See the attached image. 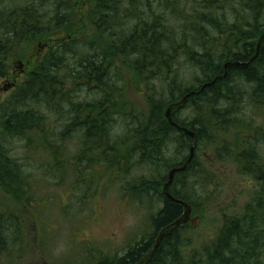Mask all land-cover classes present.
I'll return each instance as SVG.
<instances>
[{"label":"trees","instance_id":"16d2710c","mask_svg":"<svg viewBox=\"0 0 264 264\" xmlns=\"http://www.w3.org/2000/svg\"><path fill=\"white\" fill-rule=\"evenodd\" d=\"M89 1L91 4L85 19L92 23L93 33L86 39L83 37L85 35H81L85 29L83 24L85 20H81L77 16L79 11H75L79 0H0L3 8L0 10V78L9 76L11 57L20 58L23 56L21 53H26L27 57L23 61L29 62L33 53L37 55L41 49H46L33 69L26 71V79L17 86L8 100L0 104V132L10 138L20 135L27 147L32 144L31 147L37 146V149L41 150L42 165H36L38 168L35 170L39 169L45 176L52 173L61 178V182L57 180L52 186H61L62 189L67 187L72 192V189L79 185L83 195L85 189L80 185L87 187V182L95 185L101 176L93 175L95 165L107 168L117 166L118 171L122 169L121 158L118 159V155L114 158L106 157L108 152L111 153L117 148L114 146L116 137L111 136L114 118L122 116L124 108L128 105L123 96L120 95L119 98L116 96L118 90L113 84L112 77L117 73L111 72L114 57H118L122 66L131 68L134 72L135 89L142 85L146 90L142 96L145 108L142 111L138 110L134 118L126 119V122L130 120L128 125L133 126L129 132L137 147L136 152L142 159L141 163L147 165L151 174H154L156 170L161 172L162 168H166L167 172L170 167L183 164L193 141L190 136L178 132L168 123L163 114L164 106L189 91L198 90L203 83L221 75L226 62L250 60L258 38L264 34V0L241 1L239 3L241 10L230 12L235 17L231 22L225 14L229 11L218 7V0H203L198 6L191 5L190 13L184 10V7H187L185 0ZM189 1L193 4L192 0ZM9 5L15 7L8 9ZM245 11L247 15L243 14ZM168 13L177 16L178 20L181 18L184 20V24L180 26L178 21L176 22L182 34L181 39L176 37L175 24L167 23ZM238 17L241 19L237 20ZM210 30L217 34L212 35ZM81 36L83 38H80ZM214 39L215 46L206 47ZM94 51L96 52L93 53ZM181 55L187 62H192V67L202 75L196 77L190 84L180 79L174 69ZM68 58H72L73 64L69 63ZM226 72L224 79L204 88L198 94L190 95L183 109L173 116L177 124L194 131L195 149L203 141L219 142L218 137L229 133L230 123L236 122L230 117L229 111L234 107L233 101L242 99L243 91L234 79L240 78L254 88L255 93L264 89V39L257 58L249 62L247 67L230 65ZM151 76L162 78L160 87L153 89L149 85H143L145 82H142ZM78 83H82L80 89L77 88ZM85 88L95 90L99 98L96 101L78 102L76 98L81 97L82 91H86ZM231 94L239 100H232ZM57 103L64 104L68 109L58 111L60 108H55L57 110L54 111L58 112L55 113L59 117L57 119L66 120L61 131L55 132L53 130L55 120L52 125V121L47 124V115L41 113L39 107ZM31 105L35 108L28 107ZM183 110L188 113L184 119L179 117ZM125 115L126 118L130 115L133 117V113ZM30 130L36 131L40 139H46L34 142L33 138L27 135ZM72 136L78 138V146L69 153L64 143L59 141H66L68 138L71 140ZM247 137H249L247 146L241 148L233 159L241 171L254 175L264 184V159L257 158L255 149L249 147L253 136ZM225 141L223 140V143H226ZM3 143L0 141V186L29 212H37L40 217L37 216L35 220L39 222L41 218L44 219L46 210L50 208L53 196L48 192L42 193L39 197L32 196V189H37V181L31 183L29 180L34 177V173L28 168L30 162L26 153L25 156H14L12 155L14 150ZM223 143L220 141L219 146L216 145L217 151L221 154L226 152L225 146L220 147ZM48 147L52 149L51 152L44 151V148ZM195 149L187 169L183 173L175 174L170 187L176 198L191 204L193 213L195 205L191 197L194 189L191 178L197 177L194 172L197 163ZM171 152L174 158L167 157V153ZM121 155L122 159L128 160L129 154ZM73 159L76 160V165ZM78 165H81V168ZM85 169L90 171L91 177L82 175ZM66 172L79 173V176L74 178L75 185L72 186L70 180L66 179L64 176ZM166 172L164 175L159 173L158 179L154 175L150 179L142 178L127 188L133 196L137 195L138 199L143 200L142 195L148 194V190L158 197L161 204L156 214L149 217L150 233L142 234L122 253L115 255H107L84 240L79 244L80 253L71 264H85L87 261L85 255L89 253L91 257L88 263L93 261L96 264L136 263L153 244L158 230L182 212L180 205L165 198L161 192V186L167 180ZM201 175L200 179H203L204 175L202 177ZM46 184V181H40L38 185ZM88 190L84 198L83 196L79 198V204L94 191ZM42 201L47 204L40 206L39 203ZM261 204H258V207ZM86 205H83L80 211H77L78 207L74 211L68 210L66 206L57 208L59 212L62 209V215L69 218L74 212H82ZM248 220L250 218L246 212L242 218L229 222L228 225L226 223L219 230L207 250V253H210L207 257L208 264H249L248 260L246 263H234V257L225 256L223 259L224 252L237 250V245L242 249L249 248L250 243L247 244L243 240L245 232L251 228ZM36 228L40 233L38 223ZM185 229L193 227L188 224L181 225L163 238L147 264H186L189 259H184V250L189 244L185 242L186 238H182L181 233ZM20 234L27 235L19 215L13 211L1 210L0 256L3 252L7 253L5 255L10 254L12 248L18 245ZM44 237L46 241L48 239L44 233L40 237L41 253L43 245L46 244V241L44 244L41 242ZM246 253L249 255V250ZM234 254L235 252L231 253L232 256Z\"/></svg>","mask_w":264,"mask_h":264},{"label":"rangeland","instance_id":"374dc122","mask_svg":"<svg viewBox=\"0 0 264 264\" xmlns=\"http://www.w3.org/2000/svg\"><path fill=\"white\" fill-rule=\"evenodd\" d=\"M192 1L193 4L189 0L188 2L185 0L187 7H184V10L188 13H190L191 5L198 6L203 2V0ZM241 1L243 0H232L230 2L218 0L217 5L229 11V13L225 14H227V19L231 22L235 17H233L230 12L234 13V11H240L239 3ZM90 4L91 1L89 0H79L78 6L75 8V11H79L77 16H79L81 20H85L83 23L85 24V29L81 33V35H85L83 36L85 38L93 33L91 28L92 23H89V21L85 19ZM14 7L13 5H9L8 9ZM1 9L3 8L0 4V10ZM45 9H41V11ZM81 13L82 15H80ZM243 14L247 15V11ZM167 17L169 18L167 23L175 24L176 37L181 39L182 34L179 31V26L184 24V20L182 18L178 20V17H175L172 13L171 15L168 13ZM80 18L78 19L80 20ZM239 19H241V17H238L237 20ZM211 33L212 35L217 34L214 31ZM83 37L81 36L80 38ZM215 39L206 47H210L211 45L215 46ZM33 45L36 46V44ZM45 52L46 49L43 48L39 53L36 52L37 55L33 53L29 62L23 61V59L27 57L25 56L27 55L26 53H21L23 56H20V58H10L9 76L0 78V104L8 100L17 86L26 79V71L32 70L35 63L40 60ZM95 52L96 51L93 53ZM68 59L70 61L69 63L73 64V62H71L73 61L72 58ZM175 64L174 69H176L177 76L185 80L186 84H190L196 77L202 76L200 71L192 67V62H187L183 55L178 57ZM69 67L71 68L72 66ZM111 72L117 73V75L112 77L114 79L113 84L118 90L116 96L118 98L120 95L123 96V99L128 102V105L123 110L125 112L122 113L125 119H123L122 116L114 118L115 121L112 123L111 136L116 137L114 146L117 148H114V151L111 153L107 151L106 157L114 158L115 155H118L117 158H121L122 169L118 171L117 166H111L109 169L102 165H95L93 175L95 177L101 176L95 185L88 182L87 187L80 185L85 189L84 195L79 189V185L74 187L72 192L70 189H67V187L62 189L61 186H52L57 180L61 182V178H57V176L52 173L45 176L39 169L35 170V168H38L37 166L41 164V150L37 149V146L35 148L31 147L32 144L30 147H27L24 143V138H20V135L10 138L7 135L3 136L0 132V141L4 142L3 144H5L6 147H11V149L14 150L12 155L20 157L21 155L25 156L24 153H26L27 159H29L30 162L28 168L34 173V177H31L29 180L31 183L34 180L37 181V189H32V196L39 197L42 193L45 194V192L53 196L50 208L48 209L49 211L46 210L44 219L42 220L41 218V221L36 222L35 218L37 216L40 217L39 214L37 212H29L27 208L12 199L0 186V211H4L5 209L6 212L13 211L18 214L27 234L23 236L20 234L21 238L18 245L12 248L9 255H5L7 253L3 252L0 256V264H71L74 263L77 254L80 253L81 250L78 249L79 244L84 240L89 241L90 245L94 248L104 253L106 252L107 255H115L122 253L127 246L137 241L142 234L150 233L149 217L150 215L156 214L161 204L160 201H158V197L154 192L150 193L148 190V194L142 195L143 200L138 199L137 195L133 196L127 188L129 185L135 184V182H138L142 178L150 179L152 175L158 179V174L164 175L166 168H162L161 172L156 170L154 174H151L150 168L141 163L142 159H140L141 157L136 152L137 147L134 145L133 136L130 135L131 133L129 132L131 128L133 129V126L128 125L130 120L126 122V119H133L138 110L142 111V109L145 108L144 97H142L143 93L146 91L145 88L140 85L135 89L136 78L134 77V72L131 68L122 66L121 60L118 57L113 58ZM161 79L162 78H159V76H151L142 83L145 82L143 85H149L153 89H156L161 86ZM234 80L240 85V90L243 91L242 99L240 101H233L234 107L229 111L230 117L234 118L233 120L236 122L233 121L234 123H230L231 126H229L230 128L228 129L229 133L223 134L222 137L221 135L218 137L219 142L208 143L203 141L195 149L197 163L194 167V172L197 177L192 176L193 178H191L193 181L192 188H194L192 189L191 197L195 205V213H192L198 216L199 219L197 224L193 226V229H185L181 232L182 238H186L185 242L189 244L187 245V249L184 250V259H189L186 264H190L191 261H193L192 264H208L207 257H209L210 253H207V250L211 247V243L215 240L219 230L222 229L226 223L228 225L229 222L232 223L238 218H242L246 212L249 214L250 220H248V224L251 228L245 232L243 240L247 244L250 243V246L247 249H242L241 247L239 248L240 245H237V250L224 252L223 259L226 256L227 258L234 257V263H246L248 260L247 263L249 264H264V184L263 181L257 179L254 175L241 171L239 165L236 164L233 159V156H235L241 148L247 146L249 141L248 135L253 136L250 140L251 146L249 147L255 149L257 158L261 160L264 159V89L261 88L262 90H260L259 93H255L254 88L243 82L240 78ZM81 84L82 83H78L77 88L80 89L82 87ZM5 86L8 87L4 89ZM85 89L86 91H82L80 98L77 96L76 100L78 102L96 101L99 98L97 93L94 92L95 90L90 91L87 88ZM230 96L232 100H239L232 94ZM220 104L219 102V105ZM54 105L55 104L52 106L43 105L39 108L41 113L47 115V124H50L49 121H52V125L55 120L53 130L58 132L61 131L62 125L66 120L65 118H61V121H59V119H57L59 117L56 115L58 112L54 110L60 108L58 111H66L68 107L59 103ZM28 107L31 108L33 106L31 105ZM56 107L57 109H55ZM117 111H119V109ZM126 113H133V117L130 115L129 118H126ZM187 115L188 113L183 110L179 114V117L184 119ZM27 135L33 138L34 142L36 140L38 143L42 140L34 130H30ZM69 137H71V135H69ZM45 139L46 138H44V140ZM120 139L125 140L119 141ZM223 140H226V143H223ZM220 141L223 143L220 147L225 146L226 148L224 154L219 153L216 148L219 146L218 144ZM77 142L78 138L73 136L71 140L68 138L66 141H59V143H64L69 153H72L75 147L78 146ZM44 151L51 152L52 149L48 147L44 148ZM121 153H123V155L129 154L127 161L122 159L123 156ZM173 156L172 152L167 153V157L172 158ZM73 163L76 165V160L73 159ZM78 167L81 168V165H78ZM89 172L90 171L85 169L82 175L90 176ZM201 174L204 175L203 179H200ZM203 175H201V177ZM64 176H66V179L70 180L73 186L75 185L74 178L76 179L79 173L76 172L73 174L72 172H66ZM40 181H46V186L38 185ZM88 189H94V191L90 192L88 195L89 197H86L84 202L79 204V198H81V196L84 198L89 192ZM132 189H134V187H132ZM87 199L89 200L87 201ZM261 202L263 203L261 204ZM45 204L47 203L44 201L39 203L40 206ZM85 204L87 205L82 212H71L72 214L69 215V218L64 217L62 215V209L59 212L57 208L59 206H66L65 208L68 210L74 211L75 208L78 207L77 211H80ZM258 204L261 205L258 207ZM37 223L39 230L41 229L40 233L36 228ZM43 233L48 239L46 241L44 237L41 241L43 244L46 241L45 245L42 244L43 250L41 253V243L39 244V241ZM248 250L249 255L246 253ZM232 252H235L234 256L231 255ZM90 257V253L85 255L87 260L85 264H96L94 261L88 263ZM82 258H84V256H82ZM47 261L48 263H46Z\"/></svg>","mask_w":264,"mask_h":264},{"label":"water","instance_id":"95a60500","mask_svg":"<svg viewBox=\"0 0 264 264\" xmlns=\"http://www.w3.org/2000/svg\"><path fill=\"white\" fill-rule=\"evenodd\" d=\"M263 39H264V34H262L258 38V41L256 43V52L250 58V60H248L247 62H237V63H235V65L242 67V68L247 67L249 62H251L253 59H255L256 56L258 55V50H259V47L261 46V44L263 42ZM230 65H231L230 62H226L224 64V67L226 68ZM226 74H227V72L225 70L223 72V74L216 76L212 80H209V81L205 82L204 84H202L198 90L189 91V92L185 93L183 96L179 97L176 101H173L164 107L163 114H164L165 118L167 119L168 123L171 126H174L178 132H180L184 135L190 136L193 140L192 144L189 148V155L186 158V160L183 162V164L177 165V166H172L167 170V172H166L167 180L162 184V187H161V192H162L163 196L165 198L171 200L172 202L180 205L182 207V212L177 218H175L173 221H171L170 223L161 227L158 230L153 244L150 246V248L145 252V254L135 264H147L152 259L155 251L159 248L163 238L170 235L178 227H180L181 225H185V224H189L193 227L198 222L199 217L193 215L191 204L189 202L183 200V199L176 198L171 193V190H170V187H171V184L173 182L175 174L183 173L187 169L188 163H190L192 158H193L194 149L196 146V142L194 141V136H195L194 131L187 128L186 126H181V125L177 124L173 120V114L180 111L184 107V105L186 104L187 99L190 95L198 94L204 88H207V87L213 85L214 83H217L219 80L224 79L226 77ZM7 87L8 86H5L4 89H6Z\"/></svg>","mask_w":264,"mask_h":264},{"label":"bare ground","instance_id":"6f19581e","mask_svg":"<svg viewBox=\"0 0 264 264\" xmlns=\"http://www.w3.org/2000/svg\"><path fill=\"white\" fill-rule=\"evenodd\" d=\"M256 57H257V56H256ZM230 63H231V65L237 66V65H235V63H237V62H230ZM223 67H224V65H223ZM237 67H238V66H237ZM226 68H227V67H226ZM226 68L224 67L223 72L226 70ZM222 74H223V73H222ZM203 84H204V83H203ZM175 101H176V100H175ZM172 102H173V101H172ZM169 103H171V102H169ZM169 103H167V104H169ZM167 104H166V105H167ZM166 105H165V106H166ZM165 106H164V107H165ZM182 109H183V108H182ZM163 110H164V108H163ZM176 113L178 114L179 112H176ZM176 113H174L173 116H174ZM188 164H189V163H188ZM161 187H162V186H161ZM134 264H135V263H134Z\"/></svg>","mask_w":264,"mask_h":264},{"label":"flooded vegetation","instance_id":"af4514ba","mask_svg":"<svg viewBox=\"0 0 264 264\" xmlns=\"http://www.w3.org/2000/svg\"><path fill=\"white\" fill-rule=\"evenodd\" d=\"M255 52H256V46H255V49H254V53H253V55L255 54ZM253 55H252V56H253ZM257 56H258V55H257ZM256 58H257V57H256Z\"/></svg>","mask_w":264,"mask_h":264}]
</instances>
